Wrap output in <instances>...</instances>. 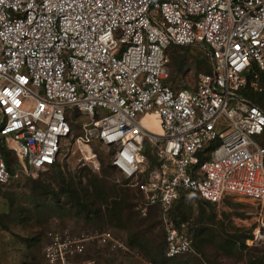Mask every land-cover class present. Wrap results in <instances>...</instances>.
Listing matches in <instances>:
<instances>
[{
    "label": "built area",
    "instance_id": "1",
    "mask_svg": "<svg viewBox=\"0 0 264 264\" xmlns=\"http://www.w3.org/2000/svg\"><path fill=\"white\" fill-rule=\"evenodd\" d=\"M177 47L198 48L211 71L180 84ZM263 74L264 0H0V189L52 168L71 139L99 172L100 143L143 212L163 213L167 257L193 250L169 216L185 193L251 200L258 231L247 241L264 244V110L242 94L262 92ZM47 236L48 264H87V243L130 251L105 232Z\"/></svg>",
    "mask_w": 264,
    "mask_h": 264
},
{
    "label": "rangeland",
    "instance_id": "2",
    "mask_svg": "<svg viewBox=\"0 0 264 264\" xmlns=\"http://www.w3.org/2000/svg\"><path fill=\"white\" fill-rule=\"evenodd\" d=\"M170 54H180L186 58L182 71L175 74L182 85L191 84L199 72L206 71L204 69L209 67L198 48H172ZM200 62H204L203 66ZM175 67L178 66L171 65V72H176ZM201 67L204 69H199ZM255 97L264 99V92H257ZM259 140L264 144V137H260ZM93 149L97 153L101 164V170L99 172L93 171L88 161L84 159L83 152L85 149L77 146L72 139L67 141L63 147L59 162L63 173L76 177L82 176L84 182H86V177L92 172L109 185L117 184L119 187H125L129 190L128 181L114 169H109L112 151H109L100 143H94ZM54 173L55 171L53 169H49L36 172L33 176L20 177L10 182L0 191V200L2 203L0 216H2L3 223L7 225H3L0 222V264H48L43 252H45V248L50 241L47 236L50 232L55 234L60 242L71 239L73 241L74 239L79 240L83 236L105 232L132 246L131 248L136 254H126L123 251L109 253L108 250L105 252V249H102L103 252L97 253L95 250L96 244L87 243L86 256L88 259H85L87 264H145L143 260L151 264L155 263L151 261L152 258L142 248L130 243V233L127 229L117 227L110 222L105 224L103 228L96 227V224L85 221L78 215H70L59 209L50 196L44 199L41 196L32 194L30 190L33 186L32 179H52L55 176ZM53 186H56V184ZM132 191L133 194L138 192L136 189ZM5 194L10 195L12 202L5 200ZM110 195H112V191ZM201 200L197 195H189L184 198V206H181L179 202L169 213L172 219L175 216L177 219H184L183 212L185 210L187 211L185 217H191L184 219L186 220L184 229L193 238V227L199 225L195 223V218L200 215ZM142 204V200H139L136 208L140 209ZM187 207H191L192 210L190 213ZM106 208L107 205L102 207V210H106ZM205 209L215 217L214 221L209 225L213 232L219 231L224 237L223 240L231 239L236 242L234 244L235 248L233 251L228 252L229 254L220 250H217L215 254V251H213L212 255L214 257L211 263L205 261L203 264H264V244L260 243L259 245L251 246L247 241L258 227V213L251 200L230 197L226 198L221 204L211 207L205 206ZM15 211L21 212L22 217V220L17 224L9 222L10 220L7 219V216L13 215ZM139 211L141 212V216L146 215L143 212L145 211L144 207L143 210ZM149 211L159 215L156 232L162 233L161 235L163 237V229H165L163 213L160 208H148L146 212L148 213ZM162 241L164 242L163 238ZM243 242L245 244L244 247L242 245ZM190 254L182 257L178 261H167L166 263L163 262L160 256L159 260L162 261L160 262L158 260V263L184 264L185 261H188V264H192L195 257H201L196 248ZM77 258H79V255ZM77 264H80V259Z\"/></svg>",
    "mask_w": 264,
    "mask_h": 264
},
{
    "label": "trees",
    "instance_id": "3",
    "mask_svg": "<svg viewBox=\"0 0 264 264\" xmlns=\"http://www.w3.org/2000/svg\"><path fill=\"white\" fill-rule=\"evenodd\" d=\"M170 57L171 65L173 64L174 66H178L175 67L176 72H172V75L178 74V72L182 71L186 58L180 54H171ZM200 63L203 66L204 62ZM199 69L203 70L204 68L201 67ZM204 70L208 72L211 71L210 67ZM260 80L264 83V74ZM257 92L258 91H255L247 85V87L242 91V94L245 97L251 98L264 110V99L255 97ZM73 126L76 130H79V127L74 124ZM262 137H264V134ZM6 156L9 165H11L14 160L11 159L8 154ZM50 169L55 171V176H53L52 179H32L33 186L30 189L32 194L41 196L44 199L45 197L50 196L55 201V205L59 209L70 215H78L85 221H90L91 223L96 224V227L103 228L105 224L110 222L117 227L127 229L130 233V243L142 248L149 255V257L152 258L151 261H153V263L155 262L157 264H161L158 263L160 256L163 262L166 263L167 261H178L182 257L190 254L187 253L173 259H166L164 257V242L162 241V238L164 240V235L162 237V233L156 232V226L159 223V215L149 211L145 216H141V212L136 208V204L139 200H142V196L138 192L133 194V188L129 187L131 189H129V191L125 187H119L117 184L109 185L104 180L100 179L98 175L93 174L92 172L90 175L88 174V177H86L87 181L84 182L82 176L76 177L70 174L65 175L59 162ZM109 169L115 170L111 163ZM104 172L106 173L105 170ZM55 184L56 186H53ZM3 188H1L0 191ZM111 191L113 196L110 195ZM189 195V193L183 194L177 203L180 202L181 206H184V198ZM4 198L5 200H10V202H12L10 195L5 194ZM177 203L173 206V209L176 207ZM106 205V210H102V207ZM213 205L214 204L205 200L200 201V215L195 218V223L199 225H195L197 227H193L192 232L194 234V249H197V252L201 255V257H195L192 264H203L205 261L211 263L214 257L212 255L213 251H215V254L217 253V250L227 252V254H229L228 252L233 251L235 248L234 244L236 241H232L231 239L223 240L224 237L219 231L214 233L210 228L209 225L214 221L215 217L212 213L206 211L205 206L211 207ZM152 208L159 209L157 206L151 207V209ZM187 209L190 210L189 213L192 210L191 207H187ZM186 212V210L183 212L184 219L187 218L185 217ZM21 218V212L19 213V211H15L13 215L7 216V219L10 220L9 222L15 224L21 221ZM173 218L174 222L178 226L186 221L181 218L177 219L176 216ZM0 222L1 224L6 225L3 223L4 221L2 220V216H0ZM242 245L243 247L245 246L244 242ZM96 252L100 253L98 251ZM188 263V261L184 262V264Z\"/></svg>",
    "mask_w": 264,
    "mask_h": 264
},
{
    "label": "clouds",
    "instance_id": "4",
    "mask_svg": "<svg viewBox=\"0 0 264 264\" xmlns=\"http://www.w3.org/2000/svg\"><path fill=\"white\" fill-rule=\"evenodd\" d=\"M178 48H186V47H178ZM210 67V66H209ZM171 75H172V72H171ZM172 76H175L176 78H178L176 75H172ZM262 92H264V90L262 91ZM264 145V144H263ZM117 172V171H116ZM127 181V180H126ZM134 189V188H133ZM213 204V203H212ZM214 205H218V204H214ZM152 207V206H151ZM151 207H149V208H151ZM140 210V209H139ZM146 214H147V212H146ZM103 233V232H102ZM193 237V236H192ZM251 237H253V235L251 236ZM250 237V238H251ZM248 240V239H247ZM193 241H194V238H193ZM127 244V243H126ZM127 246L130 248V251H123V252H125L126 254H132V255H136L135 254V252L132 250V246H130V245H128L127 244ZM165 250H166V243H165V229H164V251H163V255H164V257L166 258V259H173V258H176V257H179V256H182V255H185V254H187V253H193L194 251H195V249H194V245H193V250L192 251H190V252H187V253H185V254H181V255H178V256H175V257H167L166 256V254H165ZM97 251V250H96ZM99 252V251H98ZM140 259H142V258H140ZM144 261V263L145 264H151L150 262H147V261H145V260H143ZM155 264V263H154Z\"/></svg>",
    "mask_w": 264,
    "mask_h": 264
},
{
    "label": "bare ground",
    "instance_id": "5",
    "mask_svg": "<svg viewBox=\"0 0 264 264\" xmlns=\"http://www.w3.org/2000/svg\"><path fill=\"white\" fill-rule=\"evenodd\" d=\"M144 122L153 131L158 132V133L161 132V129H160V121H159V119L156 116H154V115H147L144 118ZM257 231H258V228H256L255 233H257Z\"/></svg>",
    "mask_w": 264,
    "mask_h": 264
},
{
    "label": "crops",
    "instance_id": "6",
    "mask_svg": "<svg viewBox=\"0 0 264 264\" xmlns=\"http://www.w3.org/2000/svg\"><path fill=\"white\" fill-rule=\"evenodd\" d=\"M178 48V47H177ZM191 49V48H190ZM171 55V54H170Z\"/></svg>",
    "mask_w": 264,
    "mask_h": 264
}]
</instances>
